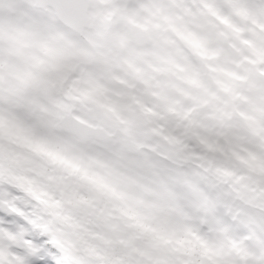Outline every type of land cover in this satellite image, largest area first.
Returning a JSON list of instances; mask_svg holds the SVG:
<instances>
[{
    "label": "rangeland",
    "instance_id": "obj_1",
    "mask_svg": "<svg viewBox=\"0 0 264 264\" xmlns=\"http://www.w3.org/2000/svg\"><path fill=\"white\" fill-rule=\"evenodd\" d=\"M90 15L95 28L79 36L51 10L38 17L18 0H0V143L11 146L20 167L5 164L9 154L0 150V176L30 190L43 210L67 227L70 243L102 263L99 249L113 264H198L193 246L177 240L184 229L207 252L201 264H215L231 253L228 237L196 233L168 172L189 155L159 134L160 114L184 94L188 73L164 47L136 49L135 31L166 38L148 13L91 0ZM242 49L236 62L218 73L228 91L214 121L219 135L212 139H219L220 163L234 173L237 186L259 198L264 195V74L258 64L264 46ZM71 111L120 132L112 143L81 144L61 129ZM126 134L141 146L140 155L126 152ZM65 155L72 165L63 163ZM127 191L143 201L154 232L124 222L118 201ZM157 226L173 227V239L164 232L158 238Z\"/></svg>",
    "mask_w": 264,
    "mask_h": 264
},
{
    "label": "snow or ice",
    "instance_id": "obj_2",
    "mask_svg": "<svg viewBox=\"0 0 264 264\" xmlns=\"http://www.w3.org/2000/svg\"><path fill=\"white\" fill-rule=\"evenodd\" d=\"M43 17L46 5L86 0H18ZM114 9L148 13L164 34L141 37L142 47H164L188 73L183 95L165 113L159 134L186 149L189 159L169 167L190 223L200 237L226 233L231 253L215 264H264V195H246L221 163L214 123L227 88L218 73L235 63L242 46H264V0H111ZM258 72L264 74V60ZM264 193V188L260 189ZM0 264H102L74 247L67 227L43 210L28 189L0 176Z\"/></svg>",
    "mask_w": 264,
    "mask_h": 264
},
{
    "label": "water",
    "instance_id": "obj_3",
    "mask_svg": "<svg viewBox=\"0 0 264 264\" xmlns=\"http://www.w3.org/2000/svg\"><path fill=\"white\" fill-rule=\"evenodd\" d=\"M45 7L47 9L46 13L52 8L57 20L79 36H84L86 30H93L95 28L94 19L90 15L91 0L71 5L51 4ZM145 35L148 34L142 31L132 34L133 43L137 49H145L141 45V37ZM61 129L64 133L74 136L81 144H87L91 141L105 144L112 143L117 136L116 132L112 133L103 126L81 120L72 112L66 113L63 116ZM122 142L126 152L129 154L140 155L142 153L141 146L130 135H124Z\"/></svg>",
    "mask_w": 264,
    "mask_h": 264
},
{
    "label": "trees",
    "instance_id": "obj_4",
    "mask_svg": "<svg viewBox=\"0 0 264 264\" xmlns=\"http://www.w3.org/2000/svg\"><path fill=\"white\" fill-rule=\"evenodd\" d=\"M0 150L6 151L9 154L8 155L9 159H6L5 164L7 163H8L7 165L11 164L12 166L10 167L12 168L18 167L16 164L19 165V163H17L15 157L13 158L11 157L12 154L10 151L12 150V148L11 146H9V144L6 145V144L0 143ZM11 158L15 160V163L11 161ZM62 161L65 165L69 163L70 165L73 164V159L70 158L69 156L63 157ZM44 168H45V165H44ZM144 208L145 207H144L143 201L140 198H138L132 191L121 192L119 194L118 209L121 211V215H122L124 222L132 226L133 228H136L139 232L147 231V233H149L150 231H153V229L145 221L146 211L144 210ZM156 229L158 231V238L162 237L163 235L162 232L167 234L171 239H173L172 237L175 235L173 231V227L169 229H165V228L162 229V227L157 226ZM193 236L187 235L184 229H182V232L180 233V236L177 238V240L185 243L186 245H192L194 249V253H195L196 262L198 264H201L204 260H206L207 252L205 251L204 246L199 242L198 238L193 237ZM189 242L191 244H188ZM98 253H101L100 254L102 256L101 258L104 260L102 264H113L112 260H107L106 258H104L105 254L103 253V249H99Z\"/></svg>",
    "mask_w": 264,
    "mask_h": 264
},
{
    "label": "flooded vegetation",
    "instance_id": "obj_5",
    "mask_svg": "<svg viewBox=\"0 0 264 264\" xmlns=\"http://www.w3.org/2000/svg\"><path fill=\"white\" fill-rule=\"evenodd\" d=\"M53 13V12H52ZM94 23H95V20H94ZM87 31H91V30H86V32ZM85 32V33H86ZM131 32H133V31H131ZM136 32V31H135ZM143 32V31H142ZM134 33V32H133ZM132 33V34H133ZM145 33H147V32H145ZM148 34V33H147ZM85 35V34H84ZM148 35H150V34H148ZM132 42H133V39H132ZM134 44V43H133ZM137 49V48H136ZM146 49V48H145ZM138 50H140V49H138ZM144 50V49H143ZM158 74V73H157ZM163 76V75H162ZM148 77H149V75H148ZM151 77H152V79H155L156 77L154 76V73L151 75ZM163 78H164V76H163ZM157 80L159 79V77L157 76V78H156ZM165 79V78H164ZM161 80V79H160ZM159 81V80H158ZM72 112V111H71ZM73 113V112H72ZM74 114V113H73ZM75 115V114H74ZM76 116V115H75ZM77 117V116H76ZM77 118H79V117H77ZM80 119V118H79ZM81 120H83V119H81ZM88 122V121H87ZM90 123V122H89ZM106 128V127H105ZM107 129V128H106ZM108 130V129H107ZM109 131V130H108ZM111 132H116V133H118V132H120V130H115V131H111ZM122 132V131H121Z\"/></svg>",
    "mask_w": 264,
    "mask_h": 264
}]
</instances>
